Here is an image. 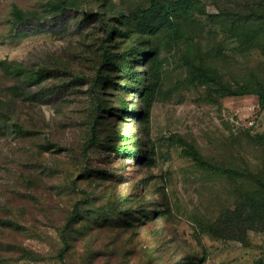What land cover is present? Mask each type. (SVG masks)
Masks as SVG:
<instances>
[{
  "label": "rangeland",
  "instance_id": "374dc122",
  "mask_svg": "<svg viewBox=\"0 0 264 264\" xmlns=\"http://www.w3.org/2000/svg\"><path fill=\"white\" fill-rule=\"evenodd\" d=\"M149 5L0 0V264H182L188 254L198 264H264V228L234 214L248 185L217 169L264 176L254 138L264 110L253 93L218 95L212 79L264 83V44L227 27L236 14L256 20L263 5L194 0L180 12L176 35L154 37L158 54L141 67L160 71L150 105L127 96L149 119L128 121L113 113L121 93L92 85L103 52L128 43L109 36L116 19ZM103 99L112 106L97 113ZM115 131L149 144L150 159L118 154Z\"/></svg>",
  "mask_w": 264,
  "mask_h": 264
},
{
  "label": "trees",
  "instance_id": "16d2710c",
  "mask_svg": "<svg viewBox=\"0 0 264 264\" xmlns=\"http://www.w3.org/2000/svg\"><path fill=\"white\" fill-rule=\"evenodd\" d=\"M194 0H150L148 7L142 8L131 19L124 17L125 20L117 18L119 22L114 23V27L110 32V37H113L117 33V37H124L128 43L122 50L103 52L101 68L99 73L94 77V84L92 85V91L96 82H102L106 80L109 82V87H113L114 90L121 93L118 95L117 101L119 106H116L115 113L120 116L119 111L124 115V120L130 121L131 117H142L144 120L149 119V109L146 111L136 108L134 103L130 102L128 95L139 94L142 98L143 105L147 107L150 105L152 94H154L157 87L156 79L160 77L159 67L155 66L152 70V74H148L141 67L147 66L150 61L158 54L159 45L154 44V37L164 31L168 30V33L173 35L178 31V25L176 24V17L181 13H190L192 3ZM62 5L64 1L61 2ZM260 4L263 5L264 13V0H260ZM60 6L57 7L59 9ZM194 11V10H193ZM181 12V13H180ZM242 13V12H240ZM254 13V12H253ZM97 15V13H88V15ZM254 13L250 16H257ZM15 16L18 23H22L25 20L23 13L20 10L15 11ZM100 20L106 19L105 16L98 13ZM243 14H236L234 21L228 25L230 33L235 37L245 40L250 44H264V15L256 18H243ZM131 20L136 21L134 25ZM226 27V28H227ZM108 36V37H109ZM103 68V71L101 70ZM21 71V70H17ZM115 71L121 75L122 81H113L114 76L111 72ZM102 72V73H101ZM152 76L154 79L151 80ZM212 79L217 83V93L220 96H234V95H246L255 94L259 97V104L261 109L264 110V83L253 84L247 83L237 87L225 82L222 79L212 76ZM112 106L106 99L100 101V104L96 106L97 113L101 111L105 112ZM130 117V118H129ZM99 123V122H98ZM120 145L115 146V151L123 155L124 157L133 156L137 163H144L150 159V153L152 147L149 144L138 142L133 140L132 135L122 133L121 131L114 132ZM138 138V137H137ZM256 141L264 146V132L256 133L254 135ZM98 140L95 134L90 143H94ZM145 147H147L145 149ZM196 158L200 159V155L196 154ZM220 172L226 173L229 177H233L237 180L244 181L248 186V189L242 193L240 197L241 209L240 213L236 209V215L245 216L246 223L251 225H261L264 228V176L252 173L241 172L236 169H222L217 168ZM250 226H243L244 232ZM214 233L216 229L212 228ZM196 255L188 254L182 264H198L195 262ZM258 264H262L260 261Z\"/></svg>",
  "mask_w": 264,
  "mask_h": 264
}]
</instances>
